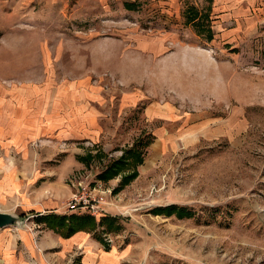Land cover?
Returning a JSON list of instances; mask_svg holds the SVG:
<instances>
[{
  "label": "rangeland",
  "instance_id": "374dc122",
  "mask_svg": "<svg viewBox=\"0 0 264 264\" xmlns=\"http://www.w3.org/2000/svg\"><path fill=\"white\" fill-rule=\"evenodd\" d=\"M124 1L0 0V84L25 85L11 105L27 126L0 136V211L22 218L0 234L31 208L68 213L81 180L101 185L116 220L94 234L122 264H264V23L207 39L188 0ZM138 138L114 192L131 168L96 174ZM170 204L189 215L151 211Z\"/></svg>",
  "mask_w": 264,
  "mask_h": 264
},
{
  "label": "crops",
  "instance_id": "0c3cea01",
  "mask_svg": "<svg viewBox=\"0 0 264 264\" xmlns=\"http://www.w3.org/2000/svg\"><path fill=\"white\" fill-rule=\"evenodd\" d=\"M175 1L181 3L185 0ZM196 1L188 0L185 4L183 3L182 17L186 14V9L190 10L192 8L190 13H193V15L196 13L200 20L209 19L210 23L207 27L211 30V38L213 36L237 38L242 32L253 33L261 23H264V0H199L202 9H198ZM136 3L137 0H129L122 2V5L127 9V7L133 8ZM184 20L185 18H183ZM225 22L230 25L225 26ZM184 23H187V21ZM184 25L190 26L189 23ZM207 33L208 29L198 35L206 37L205 34ZM14 65L9 63L8 68L10 71L11 66L13 68ZM24 87L17 88L13 83L7 86L0 84V95L1 90L5 92L4 102L1 100L2 104L0 103V136H3V133L12 134V141H15L18 134L25 131L27 127L24 121L19 120V114H16L22 108H16L15 104V108H13L11 105L12 100H15V103L17 101L22 102V97H19V100L16 96L18 94L19 96L25 95L26 89ZM7 96L8 99H6ZM50 123L53 125L60 124L62 120L55 118L53 121H48L46 125ZM43 127L42 125L36 130H42ZM44 205L47 207L52 206L51 203ZM34 210L33 208L28 209L31 214H34L32 213ZM36 212L40 214L54 211L45 208ZM70 213L84 214L78 212L63 214ZM99 217L94 218L97 220ZM27 229L14 228L10 232L0 234V264H122L126 253V251L119 252L115 246H109L102 238L101 240L96 239L95 231L78 230L65 237L46 228L41 223L34 222V219L28 224ZM96 231L102 234L104 232L103 226L97 228ZM103 241H105V244ZM103 244L107 247H104Z\"/></svg>",
  "mask_w": 264,
  "mask_h": 264
},
{
  "label": "trees",
  "instance_id": "16d2710c",
  "mask_svg": "<svg viewBox=\"0 0 264 264\" xmlns=\"http://www.w3.org/2000/svg\"><path fill=\"white\" fill-rule=\"evenodd\" d=\"M1 35V33H0ZM207 39H211V30L208 28V33L206 34ZM140 138L136 139L131 147L122 150L121 155L113 160H110L104 168L96 174V178L101 181H107L111 179L120 171L131 168L129 172L122 175L117 186L112 189V191H118L130 180L136 177L135 166L141 163L142 152L141 148L146 146L147 143L141 144ZM142 146V147H141ZM154 214L170 215L175 214L178 218H183L189 215V211L182 207L175 205H166L164 208H153L151 210ZM35 215L34 222L41 223L48 229L58 232L65 237L70 236L78 230H87L94 232L95 229L103 226L104 230H109L115 223L116 218L114 216L102 215L96 219L89 214H56L54 212L37 213L32 212ZM96 239L101 240L99 235H96ZM104 247H107L104 245Z\"/></svg>",
  "mask_w": 264,
  "mask_h": 264
},
{
  "label": "built area",
  "instance_id": "2783aa9c",
  "mask_svg": "<svg viewBox=\"0 0 264 264\" xmlns=\"http://www.w3.org/2000/svg\"><path fill=\"white\" fill-rule=\"evenodd\" d=\"M77 187V190L71 194V197L66 203V211L89 214L93 217L101 216L102 213H100L98 206L100 199L98 196L103 195V192L99 191L101 185L99 183L95 184L96 191L94 187L89 189L83 181L78 180ZM105 241L109 242L110 239L105 238Z\"/></svg>",
  "mask_w": 264,
  "mask_h": 264
},
{
  "label": "water",
  "instance_id": "95a60500",
  "mask_svg": "<svg viewBox=\"0 0 264 264\" xmlns=\"http://www.w3.org/2000/svg\"><path fill=\"white\" fill-rule=\"evenodd\" d=\"M21 221L22 218L17 215L0 211V228L16 226Z\"/></svg>",
  "mask_w": 264,
  "mask_h": 264
}]
</instances>
